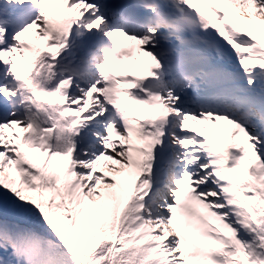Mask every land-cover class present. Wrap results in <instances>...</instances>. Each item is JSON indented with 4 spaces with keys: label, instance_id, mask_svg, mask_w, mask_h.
<instances>
[{
    "label": "snow or ice",
    "instance_id": "snow-or-ice-1",
    "mask_svg": "<svg viewBox=\"0 0 264 264\" xmlns=\"http://www.w3.org/2000/svg\"><path fill=\"white\" fill-rule=\"evenodd\" d=\"M0 264H264V0H0Z\"/></svg>",
    "mask_w": 264,
    "mask_h": 264
}]
</instances>
